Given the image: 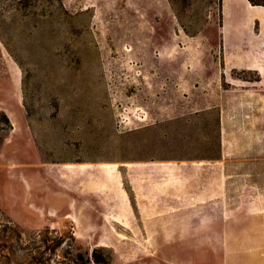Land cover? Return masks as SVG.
Returning a JSON list of instances; mask_svg holds the SVG:
<instances>
[{"label":"rangeland","instance_id":"rangeland-1","mask_svg":"<svg viewBox=\"0 0 264 264\" xmlns=\"http://www.w3.org/2000/svg\"><path fill=\"white\" fill-rule=\"evenodd\" d=\"M220 5L0 0V264H264V89Z\"/></svg>","mask_w":264,"mask_h":264},{"label":"crops","instance_id":"crops-1","mask_svg":"<svg viewBox=\"0 0 264 264\" xmlns=\"http://www.w3.org/2000/svg\"><path fill=\"white\" fill-rule=\"evenodd\" d=\"M220 38L224 72L235 69L256 74L249 82L264 89V6L248 0H221Z\"/></svg>","mask_w":264,"mask_h":264},{"label":"trees","instance_id":"trees-1","mask_svg":"<svg viewBox=\"0 0 264 264\" xmlns=\"http://www.w3.org/2000/svg\"><path fill=\"white\" fill-rule=\"evenodd\" d=\"M251 4H260V5H263L264 6V0H248ZM6 222V225H4L5 227L9 226L11 227L10 225V221H5ZM15 234L16 237H19L20 238V233L17 232L16 230H14L13 228H11V232H10V235L9 234H5L4 232L2 234H0V261H1V258L9 261V256H8V252H6V250L4 251L3 249H8L10 250V239H11V234ZM12 250V249H11ZM96 249H93L91 254H90V257L89 259H87V261H89L90 259L93 260L95 263L97 264H107V261L105 259H102L101 257L97 256L96 253H95ZM80 262L77 263V264H82L85 260H83L82 258H79ZM13 264H18L16 261H12Z\"/></svg>","mask_w":264,"mask_h":264}]
</instances>
